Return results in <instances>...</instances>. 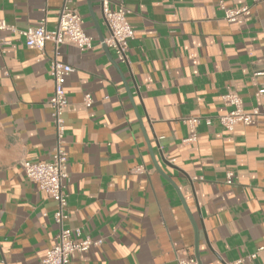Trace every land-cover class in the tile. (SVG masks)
<instances>
[{
  "label": "crops",
  "instance_id": "crops-1",
  "mask_svg": "<svg viewBox=\"0 0 264 264\" xmlns=\"http://www.w3.org/2000/svg\"><path fill=\"white\" fill-rule=\"evenodd\" d=\"M108 1L129 10L128 63L100 39L109 29L99 0H72L92 38L86 51L50 41L39 50L0 30L10 41L0 45V264H43L58 230L55 201L21 165L48 161L56 145L55 51L73 68L64 82L65 225L77 240L100 241L70 264H176L195 247L201 264H264V0ZM62 4L0 0V19L21 30L45 18L54 29ZM241 6L249 14L224 19ZM228 91L244 111L259 109L252 124L227 130L214 118L231 109ZM191 117L201 118L194 130L183 121Z\"/></svg>",
  "mask_w": 264,
  "mask_h": 264
},
{
  "label": "built area",
  "instance_id": "built-area-1",
  "mask_svg": "<svg viewBox=\"0 0 264 264\" xmlns=\"http://www.w3.org/2000/svg\"><path fill=\"white\" fill-rule=\"evenodd\" d=\"M99 5L103 20L109 29V36L102 40V43L115 52L116 59L122 63H128L129 42L133 38V30L128 22L127 15L129 10L123 5L111 9L108 0H99ZM249 6L224 9V19L226 21H235L239 15L249 14ZM0 30H10L23 38L24 44L42 50L45 43H53L55 50L59 45L67 44L75 46L80 51H86L91 48V36L83 28L82 17L72 0H63L59 11L57 25L54 29H47L45 18L41 20L38 26H29L26 29L17 30L8 25L5 20L0 19ZM3 38H0V45L9 44ZM73 71V68L60 61L57 58V52L52 58L48 73L53 83L52 95L48 101L51 108V116L55 125L56 145L53 148L51 158L48 161L30 162L23 160L22 169L26 178L34 183L37 188L43 191L48 197H51L56 203V209L53 214V221L58 230L55 241L46 251L43 264H70L71 258L75 253L88 250L91 247L98 246L100 241H93L90 238L76 239L79 236L77 231L67 227L65 222L68 218L69 194L65 179L68 177V156L62 148V141L65 132L63 113L67 107V98L64 90L66 76ZM264 92V89L258 91V94ZM225 103L231 105V109L222 115L214 118L227 130H232L238 123L250 125L255 121L256 116L260 114L258 108H253L250 112L243 109V103L240 96L234 91H228L222 95ZM85 106H90L92 100L87 94L83 101ZM205 123L210 124L212 117L203 118ZM200 117H191L183 121L194 130L199 124ZM194 133L185 141H193ZM141 167L137 171H141ZM226 183H233V175L228 172ZM75 236V237H74ZM263 248H259L261 250ZM256 253L249 255V258L255 257ZM176 264H199L194 255L180 254L177 256Z\"/></svg>",
  "mask_w": 264,
  "mask_h": 264
},
{
  "label": "water",
  "instance_id": "water-1",
  "mask_svg": "<svg viewBox=\"0 0 264 264\" xmlns=\"http://www.w3.org/2000/svg\"><path fill=\"white\" fill-rule=\"evenodd\" d=\"M88 3H90V0H88ZM90 5V4H89ZM94 21H95V19H94ZM95 23H96V21H95ZM97 25V24H96ZM100 39L101 40H103V37L102 36H100ZM195 233H196V237H197V227H195ZM195 246H197V241H196V243H195ZM195 258L197 259V261H198V263L199 264H201V262H200V260H199V256H198V253H197V250H196V247H195Z\"/></svg>",
  "mask_w": 264,
  "mask_h": 264
}]
</instances>
